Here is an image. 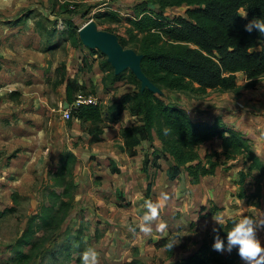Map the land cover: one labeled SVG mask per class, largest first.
I'll return each instance as SVG.
<instances>
[{
	"label": "trees",
	"instance_id": "trees-1",
	"mask_svg": "<svg viewBox=\"0 0 264 264\" xmlns=\"http://www.w3.org/2000/svg\"><path fill=\"white\" fill-rule=\"evenodd\" d=\"M152 4H157L158 9H153ZM182 5L188 6L185 15L170 17L165 13L168 7ZM61 9L72 11L70 3H62ZM109 14L122 19L115 12ZM39 16L36 29L42 37L48 38L46 43L49 47L55 46L52 42L57 32L74 47L84 43L79 25L72 19H67L66 27L59 31L56 26L49 27L51 20L48 17ZM253 17L264 18V0L140 1L135 6V16L126 18L129 22L126 29L128 37L121 35L119 43L124 49L130 48L136 52L150 84H144L130 67L118 71L104 51L92 50L96 52L105 73L103 82L106 88L116 81H126L134 84L136 89L134 93H123L108 106L101 101L83 104L74 110L73 116L81 121L93 140H98L107 120H118L123 109L129 108L140 117L142 124L122 129L124 144L121 149L134 154L135 147L143 140L152 141L156 132L163 144L161 152L174 160L168 169L172 178L177 176L181 166H185L192 181L198 182L202 176L214 173L222 163L221 155L225 156L223 164L242 158L237 194L239 197L248 196L249 199L259 200L263 189L264 164L252 148L251 140L241 131L229 128L222 117H217L213 122L193 120L185 108L167 102L154 89L169 88L198 94L206 93L209 89H221L237 93L243 87L237 82L239 71L247 74L249 81L246 86L254 85L264 76V37H259L256 30H245L244 25ZM88 60V56H85L83 62L91 66ZM65 78L64 72L58 82H64ZM79 86L77 80H67L69 102L75 100L74 93L82 88ZM215 137L222 139L223 150H212L202 157L201 145ZM149 158L147 154L143 170H147ZM75 163V153L70 148L66 149L51 177L48 203L43 202L40 209L29 216L26 227L16 240V264H30L35 258L42 260L51 251L47 242L52 238L45 234L51 232L56 235L74 206L78 186ZM249 176L255 180L252 192L246 187ZM12 197L14 202L20 198L16 192ZM8 210H15V207L11 206ZM232 219L238 217L228 218L221 228L217 225L222 236L231 227ZM66 230L63 233L67 234ZM213 235L212 229L207 231L194 252L171 264H240L242 259L235 248L231 252L212 248ZM162 243L171 253V239ZM131 264L143 263L135 260Z\"/></svg>",
	"mask_w": 264,
	"mask_h": 264
},
{
	"label": "crops",
	"instance_id": "crops-1",
	"mask_svg": "<svg viewBox=\"0 0 264 264\" xmlns=\"http://www.w3.org/2000/svg\"><path fill=\"white\" fill-rule=\"evenodd\" d=\"M37 1L39 2V0H0V15L7 16L18 6ZM44 1L49 4L50 0ZM64 1L58 0V6ZM72 1L97 10L106 8L120 17L127 18L135 16V6L142 0ZM151 7L158 9L157 4H152ZM49 10L50 15L54 14L51 9ZM60 11L57 16L58 19L62 18L63 22L67 12ZM37 18L38 15L31 20L32 16L28 14L23 18L18 16L9 24L0 21V36L6 39L8 35L18 34L17 40L31 47L23 51V55L29 59V62L40 63L46 53L39 48L42 35L36 29ZM29 20L31 23L28 22ZM25 25L26 29L21 32V28ZM52 26L55 25H49ZM57 28L62 31L65 27ZM69 44L72 45L71 42ZM9 49H0L5 54V57L0 58L2 64L5 61L7 63L12 61L6 59V56L14 58ZM77 56L79 65L74 66L71 61L76 62V59L70 58L65 66L66 78L60 83L63 84L62 93L67 107L71 104L66 94V83L69 79L77 80L82 88L91 90L105 106L118 100L123 93H134L136 86L126 81H116L106 88L103 82L105 73L100 67V61L95 72L94 70L88 72L83 67L85 66L83 59L88 55H83L82 59L80 55ZM248 81L244 71L237 73V82L243 86L237 93L232 90L209 89L206 93L198 94L186 90L159 88L181 94L177 98L179 103L165 99L158 92V87L156 92L167 102L185 108L195 121L213 122L217 117H222L229 128L241 131L251 140L252 148L264 164V76L251 86H246ZM80 89L81 87L78 90ZM77 91L73 98H76ZM184 92H189L192 97H187ZM195 96L201 98L195 99ZM140 124H142L140 117L133 114L129 108H124L118 120H107L100 139L93 140L92 135L82 126L78 118L70 122L71 139L74 142L69 148L76 155L74 172L78 186L74 206L64 222L66 224L64 228L74 226V230L64 233V240L57 241V249L64 253L67 263L82 264L81 253L91 246L99 254L97 264H131L135 260L143 264H171L194 252L200 246L207 231L216 223L213 219L216 216L222 217L224 222L228 218H239L241 215L264 218V179L259 200L249 199L248 196L239 197L237 194L239 170L243 166L242 158L229 160L223 164L225 156L221 155L222 163L216 167L214 173L202 176L198 182L192 181V176L185 166H181L180 172L172 178L168 169L174 164V160L170 155L161 152L163 144L156 132L152 141L140 142L135 147L134 154L121 149V145L124 144L122 129ZM212 150H223L221 138L215 137L203 143L200 154L204 157ZM147 154L150 158L147 170H143V161ZM252 184V182L246 183L250 192L255 188ZM162 191L169 193V199L152 221L153 230L144 233L136 227L146 210L144 201L157 200ZM162 222L163 229L158 227ZM129 225L133 227L130 228ZM258 236L264 243V229L258 231ZM166 239L176 243L172 246L171 253L162 243ZM51 251L56 252V249ZM58 255H51L54 264H58ZM240 264L245 262L241 260Z\"/></svg>",
	"mask_w": 264,
	"mask_h": 264
},
{
	"label": "rangeland",
	"instance_id": "rangeland-1",
	"mask_svg": "<svg viewBox=\"0 0 264 264\" xmlns=\"http://www.w3.org/2000/svg\"><path fill=\"white\" fill-rule=\"evenodd\" d=\"M57 1L50 0L49 4L44 0L28 5L24 3L15 8L13 13L0 15V21L9 24L18 16L23 18L27 13L31 14V20H34L33 17L38 15L39 19L41 14L51 20L50 25L54 24L56 27H66V20L70 18L79 25L80 31L84 25L89 24L90 28L112 34L118 42L121 35L128 37L126 29L129 22L123 16L122 19H117L110 16L109 9L97 10L83 3L65 0L61 4L70 3L72 11L67 12L66 19L62 22V18L58 19L57 16L62 10ZM187 8V5L170 7L165 13L170 17L185 15ZM49 9L54 14L50 15ZM31 20L28 22L31 23ZM25 29L26 25L20 31ZM17 37L18 34L8 35L6 39L0 36V49L10 48V53L14 55V58L6 56V59L12 61L1 63L2 75L0 74V264H16V240L26 227L29 216L36 213L43 202L48 203L53 172L57 169L64 151L74 142L71 139L69 123L76 117H64L67 105L62 93L63 84L58 82L66 72V62L74 58L76 62L71 63L78 66L77 55L82 59L83 55L87 54L88 64L92 63V66L85 64L83 67L87 71L95 72L100 60L92 50L105 52L103 48L92 46L85 41L79 47L69 46L70 41L57 32L52 42L54 47L48 46L47 37H42L39 42L40 50L46 53L41 62H29L22 52L31 47L17 40ZM4 55L0 50V58L5 57ZM157 90L168 101L179 103L177 98L181 94L176 91L159 88ZM81 91L92 92L81 88L77 93ZM184 93L187 97H192L189 92ZM197 98L201 97L195 96V99ZM251 178L246 179V183L252 182L255 187V180ZM15 192L20 196L17 202H14L12 197ZM11 206H14L15 210H8ZM65 225L63 223L56 235L51 232L45 234L52 238L47 243L51 249H56V252L50 251L42 260L35 258L30 264H54L51 258L57 254L58 264L67 263L64 253L57 249V241L65 239ZM68 230L66 231H73L74 226L68 227Z\"/></svg>",
	"mask_w": 264,
	"mask_h": 264
},
{
	"label": "clouds",
	"instance_id": "clouds-1",
	"mask_svg": "<svg viewBox=\"0 0 264 264\" xmlns=\"http://www.w3.org/2000/svg\"><path fill=\"white\" fill-rule=\"evenodd\" d=\"M242 13L241 15H244ZM244 28L248 32L256 30L259 37H264V18L253 17L249 20ZM167 131V129H165ZM169 199V193L162 191L159 193L157 200L146 199L144 208L146 209L136 225L140 231L150 233L152 229V221L158 216L159 210L165 205ZM216 222L212 227L213 243L212 248L216 251L231 252L235 248L240 258L245 264H264V243L258 236V231L264 229V218H257L251 215H241L238 219L230 221L231 227L225 232L226 235H221L219 228L224 224V220L220 216L213 218ZM132 228V225H129ZM159 228H164V223L158 225ZM134 230V229H133ZM176 243H172V247ZM98 252L95 248L89 246L81 253L82 264H97Z\"/></svg>",
	"mask_w": 264,
	"mask_h": 264
},
{
	"label": "water",
	"instance_id": "water-1",
	"mask_svg": "<svg viewBox=\"0 0 264 264\" xmlns=\"http://www.w3.org/2000/svg\"><path fill=\"white\" fill-rule=\"evenodd\" d=\"M80 32L86 43L92 46H99L105 50V53L109 56V59L118 71L130 67L144 84H150L142 71L140 58L134 50L130 48L124 49L110 33L98 31L90 27ZM154 89L156 90L157 87H154Z\"/></svg>",
	"mask_w": 264,
	"mask_h": 264
},
{
	"label": "built area",
	"instance_id": "built-area-1",
	"mask_svg": "<svg viewBox=\"0 0 264 264\" xmlns=\"http://www.w3.org/2000/svg\"><path fill=\"white\" fill-rule=\"evenodd\" d=\"M2 66L0 61V74H1ZM100 100L96 94L93 92H79L75 98V100L64 110V117L66 119H70L73 116L74 110L79 108L83 104H96Z\"/></svg>",
	"mask_w": 264,
	"mask_h": 264
},
{
	"label": "bare ground",
	"instance_id": "bare-ground-1",
	"mask_svg": "<svg viewBox=\"0 0 264 264\" xmlns=\"http://www.w3.org/2000/svg\"><path fill=\"white\" fill-rule=\"evenodd\" d=\"M89 27V24H86L82 27V31L86 30Z\"/></svg>",
	"mask_w": 264,
	"mask_h": 264
}]
</instances>
